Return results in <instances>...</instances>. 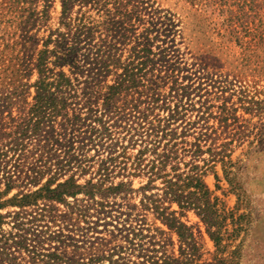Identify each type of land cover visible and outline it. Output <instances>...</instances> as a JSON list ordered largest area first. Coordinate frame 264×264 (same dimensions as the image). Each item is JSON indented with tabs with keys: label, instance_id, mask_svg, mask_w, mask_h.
Listing matches in <instances>:
<instances>
[{
	"label": "rangeland",
	"instance_id": "rangeland-1",
	"mask_svg": "<svg viewBox=\"0 0 264 264\" xmlns=\"http://www.w3.org/2000/svg\"><path fill=\"white\" fill-rule=\"evenodd\" d=\"M32 1L50 17L30 45L32 57L27 58L34 68L49 34L45 30L58 26L62 3ZM99 7L82 10L98 20L120 21L117 30L108 32L105 25L95 34V44L115 55L105 83L115 84L126 67L140 82L123 91L109 119L115 140L129 145L123 137L138 128L135 116L144 117L147 128L159 125L162 147L171 156L168 171L178 167L188 173L199 166L211 200L220 201L226 218L210 228L193 209L166 200L156 204L184 225L181 237L145 203L146 195L163 197L161 180L152 184L159 189L142 190L148 176H134L130 163L123 170V158L115 159L108 144L81 150L74 139L72 148L70 128L63 147L47 145L64 133L62 117L54 132L47 127L10 151L6 146L34 104L35 89L29 86L37 72L22 80L28 85L14 96L6 70L20 47L9 39L15 29L7 28L0 41V201L34 192L53 179L54 188L71 177L79 185L96 183L102 161L109 167L99 180L104 187L126 186L97 195L96 201L78 194L23 209L4 206L0 264H264V0H100ZM79 9L74 7L73 17ZM125 13L132 17L124 18ZM142 148L129 145L128 153L136 155ZM8 183L14 186L6 193ZM214 231H219L218 244Z\"/></svg>",
	"mask_w": 264,
	"mask_h": 264
},
{
	"label": "trees",
	"instance_id": "trees-1",
	"mask_svg": "<svg viewBox=\"0 0 264 264\" xmlns=\"http://www.w3.org/2000/svg\"><path fill=\"white\" fill-rule=\"evenodd\" d=\"M49 1L46 0V2ZM61 3L62 14L58 26L55 29L45 30L49 31V34L43 38V48L38 51L34 68H31V62L28 59L32 57V55L28 57V52L32 49L30 45L37 42L39 33L46 27L50 18L48 12L46 9L38 11L32 0L0 1V34H3L0 41L5 40L7 28L15 29L13 36H9V39H15V46L20 47L6 70L11 71L10 77L7 76V78H10L8 85L15 87L13 95L17 96L22 93L23 87L28 85L22 80L31 75L34 69L37 72L36 81L29 86L35 89L34 104L29 110L28 117L15 132L16 136L6 147L16 152L24 140L41 135L45 128L49 127L50 131L54 132L58 118L62 117L65 119L62 123V126H65L64 133L53 136L50 141L47 139L49 141L47 145L63 147L61 140L71 133V145L74 139H78L75 142L80 144L79 149L81 150L86 149L88 144L101 147H106L108 144L107 149L112 155H116L115 159L123 158V170H127L130 163L134 176H148V185L142 190L159 189L152 187V184L161 180L163 197L158 199L156 195H146L145 203L148 206L153 205L156 212L169 222L171 227L178 228L181 237L184 225L171 214L166 215V212L161 211L160 206L156 204L165 200L178 203L181 209L195 210L210 228L222 224L221 220L226 218L223 205L218 199L211 200L210 191L202 179V174L198 173L199 166L194 165L188 173H180L178 167H172V171H168L171 156L166 151L167 149L162 147L160 132L163 133L164 130L159 125L147 128L142 120L144 117H133L135 120L133 123H136L138 128L134 127L128 131L123 140H128L129 145L132 146L137 144L143 146L136 155L128 153L129 145L120 143L119 138L115 140L113 125L110 124L109 119L112 118V113L116 110L117 101L121 99L123 91L130 92L133 88H137L140 82L136 81L134 78L136 75L129 70V67H126L124 72L116 78L115 84L105 83L112 72L111 68L116 64L115 55L110 49L105 50L104 45L95 44V34L105 25H108V32L117 30L116 25L120 21H115L113 18L107 19V16L103 20H98L90 15V10H82L90 5L94 9L100 8V0H61ZM25 5L29 6L25 7ZM76 5H79L80 9L77 16L73 17L72 13ZM117 12H120L119 9ZM122 16L129 18L132 14L125 13ZM120 32L121 30L118 33ZM9 47L8 44L6 49ZM0 54L2 55V52ZM66 67L69 68V74L65 70ZM2 90L6 89L2 88ZM8 98L9 96H6L4 100ZM70 108L74 110L72 117L69 114ZM77 108L79 113H75ZM68 128L71 132L67 135ZM83 128L85 130H82ZM49 133V131L46 132V134ZM102 163L98 171L101 176L99 180L104 178L109 171L106 162L102 161ZM12 180L10 178L11 182ZM99 180L95 183L92 179L85 185H79L71 177L55 188L53 187L54 179L49 180L34 192L18 194L5 202L0 201V209L11 203L23 209L38 206L41 200L63 201L64 197H76L78 194H83L88 199L96 201L97 195L105 197L110 193L124 190L126 186L125 183H121L118 186L105 188ZM12 186L14 185L8 183L6 193ZM2 195L4 194L0 192V199ZM211 235L218 244L219 231H214ZM164 264H172V262L165 261Z\"/></svg>",
	"mask_w": 264,
	"mask_h": 264
}]
</instances>
